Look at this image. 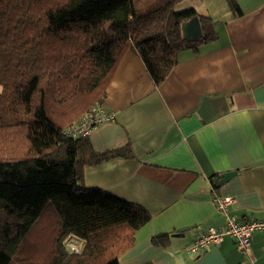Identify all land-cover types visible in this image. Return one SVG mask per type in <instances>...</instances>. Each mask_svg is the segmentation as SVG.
<instances>
[{"label":"trees","instance_id":"obj_1","mask_svg":"<svg viewBox=\"0 0 264 264\" xmlns=\"http://www.w3.org/2000/svg\"><path fill=\"white\" fill-rule=\"evenodd\" d=\"M180 1L0 0V264H12L49 214L46 230L57 243L45 237L41 247L51 245L46 253L57 264H120L133 246L151 213L81 182L84 166L133 158L131 149L98 153L89 136L72 138L66 129L103 106L128 50L159 85L181 51L217 37L210 17L176 10ZM227 1L240 14L237 1ZM194 17L202 36L184 38L183 24ZM72 238L82 242L78 252L66 251Z\"/></svg>","mask_w":264,"mask_h":264},{"label":"crops","instance_id":"obj_2","mask_svg":"<svg viewBox=\"0 0 264 264\" xmlns=\"http://www.w3.org/2000/svg\"><path fill=\"white\" fill-rule=\"evenodd\" d=\"M236 1L237 15L227 0H181L212 19L217 37L181 51L159 85L128 50L107 87L102 107L114 118L92 131V146L98 153L130 148L134 157L86 165L81 182L152 215L120 264H264V231L253 234L250 255L232 237L186 251L210 227H224L215 193L234 197L230 211L239 218L264 220V0ZM182 33L199 38L188 22ZM164 234L165 244L155 245Z\"/></svg>","mask_w":264,"mask_h":264},{"label":"built area","instance_id":"obj_3","mask_svg":"<svg viewBox=\"0 0 264 264\" xmlns=\"http://www.w3.org/2000/svg\"><path fill=\"white\" fill-rule=\"evenodd\" d=\"M114 114L106 111L100 105H93L77 121L66 129V134L72 138L89 136L100 124L111 121ZM235 201L233 196L215 193L212 202L219 213L225 219L224 227H210L206 232L200 234L195 241L186 247V251L199 253L210 246L221 244L226 237L235 239L237 245L244 254H251L252 237L255 232L264 231L263 219H241L231 213L230 206ZM71 251L78 252L79 248L71 243Z\"/></svg>","mask_w":264,"mask_h":264},{"label":"rangeland","instance_id":"obj_4","mask_svg":"<svg viewBox=\"0 0 264 264\" xmlns=\"http://www.w3.org/2000/svg\"><path fill=\"white\" fill-rule=\"evenodd\" d=\"M149 0H146V2ZM145 1H142L144 3ZM183 3L175 5V9H183L185 8L182 6ZM55 216V215H54ZM50 217V214H49ZM49 217L44 218L40 223H38L35 227L33 235L30 237L34 239L30 240L26 243L24 248H22V251H20L17 255L14 256L12 260V264H57V258L55 259V254L51 253L47 255L46 250L47 248L51 247L49 245L48 247H41V243H43V240L45 237L51 239V240H57L56 235H50L47 233V226L49 224L48 219ZM72 241H66L65 247L67 252H72L69 248V244L73 243L75 244L79 249L82 246V242L80 240L71 239ZM57 243V242H56ZM43 255L42 257H36V255Z\"/></svg>","mask_w":264,"mask_h":264},{"label":"water","instance_id":"obj_5","mask_svg":"<svg viewBox=\"0 0 264 264\" xmlns=\"http://www.w3.org/2000/svg\"><path fill=\"white\" fill-rule=\"evenodd\" d=\"M189 25L193 26V28L198 32V37L202 36V27L201 22L198 17H194L191 20L188 21ZM185 24V23H184ZM183 24V26H184ZM183 28V27H182ZM185 35V34H184ZM184 38L191 39V37L184 36ZM196 36V37H197ZM238 173L237 170L228 171L220 174L214 181L216 186H221L222 184L226 183L228 180H230L234 175Z\"/></svg>","mask_w":264,"mask_h":264}]
</instances>
